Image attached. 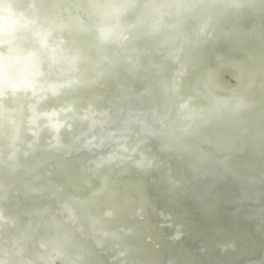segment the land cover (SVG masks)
Wrapping results in <instances>:
<instances>
[{
    "label": "bare ground",
    "instance_id": "obj_1",
    "mask_svg": "<svg viewBox=\"0 0 264 264\" xmlns=\"http://www.w3.org/2000/svg\"><path fill=\"white\" fill-rule=\"evenodd\" d=\"M29 1L0 0V94H8L2 101L4 113L0 120L7 123L24 120L23 109L28 97L25 95L27 100L20 98L16 91L33 83L27 62L37 54L43 60L44 74L36 79V87L54 88L77 76L84 82L76 90L47 99L39 106L43 111H51L71 104L74 114L69 115L73 114L68 123L70 127L61 133L60 144L52 145L47 132H40L36 142L25 133L23 143L10 149V155L5 157V142L0 138V142H4L0 149L3 156L0 161V212L13 220L11 227L0 230V259L11 256L6 264H27L29 259L40 255L37 243L42 241L51 243L50 249L46 248V257L52 256L61 247L59 244H63L64 263L74 262V256L81 255L79 264H122L109 249L100 253L92 251L87 240V220L110 210L113 218L101 221L102 226L111 229L122 225L134 229L133 235L127 238L132 248L131 264H262L260 260L255 263L243 260V256L252 255V250L239 235L238 227L243 237L256 241V249L263 247L264 184L252 183L247 178V174H264L258 162L259 156L264 157L263 83L250 92L256 98L252 107L238 116L237 123L245 135L238 134L226 121L199 130L194 137L204 144L192 146L190 152L185 153L181 161L183 167H179L175 159L170 158L167 163L168 153L159 148L157 139L137 145L153 165L147 171L137 172L135 160H128L124 153L129 151L134 139L141 138L140 131L134 127L130 131L135 133L134 137L116 139L119 133L128 130L122 123V115L127 114L138 119L152 114L163 123L167 120L166 134L171 137L176 134L170 126L173 116L167 110L177 99H186L188 93L179 92L178 98L169 92L168 99L163 92L173 69L169 48L185 42L179 37L191 40L182 51L183 62L190 65L186 76L189 93L199 94L200 82L205 77L225 90H245L246 78H263L264 9L253 16H220L216 20L212 19L215 11L211 9L189 18L172 14L164 22L174 27L164 29L166 40L162 42H158L155 34H143L145 27L131 32L118 58L129 57L124 58L126 64H121L115 55V42L109 40L105 45L95 46L94 31L81 30L83 24L89 27L101 23L99 16H92L93 12H90L91 18L85 12L79 15V9L88 11L84 0H33L34 7ZM93 2L94 6L114 3L113 0ZM150 4L149 0H138L137 6L124 15V20L104 23L106 32L125 30L130 22L146 18L145 10ZM78 5L82 8H76ZM115 5L119 7L120 3ZM29 8L34 13L32 10L29 13ZM190 8L194 11L196 6L190 5ZM170 9L167 5L162 11ZM62 12L75 20L71 29L63 30L61 25L49 27L48 24L59 25L56 19ZM41 16L45 20L44 27L31 24ZM199 25L206 27V31L211 29L212 34L215 31V39H227L226 44L213 38L200 41ZM68 37L71 40H66L62 49L56 46L58 38ZM241 37L257 42L245 43L253 54L249 60L242 55V48L233 42L242 44ZM17 42H20L18 47L15 46ZM163 52L166 53L164 57ZM68 54H79L82 60L77 63V71L60 73V62L64 63L61 58ZM53 58L58 60L57 66H49ZM250 66L255 70L249 71ZM8 91L16 93L14 103L8 99ZM191 99L194 107L202 104L196 97ZM93 111V117L96 116L100 124L83 135L86 121L78 123L75 116ZM218 130L223 131L221 139L217 137ZM90 135L93 145L87 150L83 143ZM209 136L211 145L207 143ZM100 142L101 147L96 148ZM120 147L124 148L120 150ZM176 147L179 148V143ZM220 148L225 152L215 161L216 149ZM106 155L112 158L102 159L104 164L98 165V157ZM194 160L209 171L197 176L193 170L199 168L195 169ZM223 161L227 171L230 170L219 176L216 169H220ZM18 164L17 171L9 172ZM14 186L21 188V193L14 194ZM28 189H35L36 193ZM138 208L143 211L141 220L128 219V214ZM174 229L179 236L173 240ZM18 236L24 237L22 245L10 247L6 244ZM146 236L152 240L145 243ZM125 240L126 237L122 240L124 245ZM222 242L228 245V252H222L219 244ZM15 250L22 252L12 257Z\"/></svg>",
    "mask_w": 264,
    "mask_h": 264
},
{
    "label": "water",
    "instance_id": "obj_2",
    "mask_svg": "<svg viewBox=\"0 0 264 264\" xmlns=\"http://www.w3.org/2000/svg\"><path fill=\"white\" fill-rule=\"evenodd\" d=\"M33 0H30L29 3H32L31 5L34 7L36 4L32 2ZM109 6L104 5H97L94 6L93 0H84L85 3H87L88 11H82V9H79L78 11L79 15L85 14L90 16V12H93L92 16L95 15L100 17L101 23L97 26L91 25L87 27V25H82V31L83 30H93L94 31V45H105L109 40H112L115 42L113 45L115 48V55L118 56L122 53L121 50L123 49V46H125L126 42L130 40L132 33L134 30L145 27L146 31L143 33L146 36L155 34V38L158 40V42H162L166 40L164 29L166 28H172L174 27L173 24H166L164 21L172 15L177 14L178 17H190L191 15L195 14H201L206 9L215 11V15L212 16V19L216 20L218 17L226 16L231 17L234 15H250L253 16L257 14L260 10L264 9V0H149L150 6L148 7L147 11L145 10L146 18H142L140 20H134L127 25L125 30L116 31L115 33L106 32L104 23H107V21H113V22H121V19H123L124 15L137 6L138 0H121V2H118L120 0H113ZM115 3H120V6L118 7L115 5ZM157 3V4H156ZM170 5L171 9L169 11H162L164 10L165 6ZM190 5H195L196 9L193 11L190 8ZM56 7V6H55ZM74 11L73 6L71 7ZM76 8H82L79 5ZM86 8V9H87ZM34 13L33 9H28L29 13ZM24 13H27V10H24ZM36 17V15H34ZM36 22H32L31 24H34L35 27H44L45 20L41 17H37ZM57 22H59V25H49V27H58L62 26L63 30L71 29V26L74 25L75 20L68 16L66 13H60L57 16ZM124 20V19H123ZM205 26H209L208 24H205ZM198 28L197 35L200 38V41H205L209 38L215 39V31L212 34L211 29L206 31V27L200 28V25ZM256 30V29H255ZM250 31V30H249ZM207 34H206V33ZM252 32V31H250ZM257 32V31H256ZM254 37V35L252 34ZM177 38V37H176ZM70 41L71 38H58V42L56 43V46H58L60 49H62L63 46H65V42ZM180 41H185L183 43H177V45L173 46L172 48H169L170 56V63L173 64V69L171 71V78L170 81L165 84L166 90L163 92L167 98L169 99L170 93L174 94V96L180 97L179 92L188 93L187 98L184 99L181 98L180 100H176L175 102L171 103L168 107V114L170 113L173 119V123L170 124L172 126L173 132L176 133L172 137L167 135V126L168 123H166L167 120H164V123L160 120H158L156 117H154L152 114L146 115L142 118H133L130 115H122V123L125 125V127L128 129L125 131L124 134H118L117 136L118 141L122 140L123 138H129L130 136H135V133H130L132 129H137V131H140L139 137L134 139L135 142L129 147V151H126L124 153V157L128 160L134 159L136 170L137 172H144L153 167L152 162L150 159L142 155L140 153L137 145H139V142L146 143L150 142V140H159L160 141V149L168 155L166 158L167 163L171 160H176L179 165V167H183L181 161H183V156L186 155L185 153L190 152L191 147L195 146L197 144L198 147L204 144L203 140L198 139L195 136V133H197L199 130H204L206 128H209V125L216 124V123H223L226 121L228 125H231L238 134H243L244 131L241 129L237 123L239 121V115L245 114L254 104V101L256 98H253L251 93L253 90L258 86L259 83H263L264 85V72H263V78L257 79L256 77L246 78V84L244 85L245 90H225L220 87H218L216 84H213L208 77H205L203 81L200 82L199 85V94H193L187 92L186 88V76L187 70H190V65L188 63H184L182 51L184 45L189 43L191 40H188L186 36L179 37ZM188 40V41H187ZM210 40V39H209ZM218 41L225 43L226 40H222L220 38ZM236 43L235 45L239 46L240 49L242 48V55L246 57L248 60L253 55L251 49H247L245 46V43H252L257 44L256 41L252 39H248L245 41V38L241 37V43L238 41H233ZM20 42H17L15 44L16 47ZM162 49V48H161ZM222 52V51H221ZM37 54V53H36ZM162 56H166V53L163 52ZM38 57V58H37ZM37 57H32L27 62V66L32 71V74L29 75L31 79H34L33 83L21 87L16 91V93H19L21 96L20 98H23L25 100L28 99L27 105L25 106L26 116L24 117V120L19 123V121L16 119L15 121L12 120V122H4L0 120V138H2L5 142V148L6 153L5 157L8 155L9 150L15 147H18V145L23 143L22 138L25 136V133H27V136L30 140L37 141V137L40 134V132H47L49 135V142L52 145H58L61 143L60 141V135L63 131L69 130L68 123L72 120L73 108L70 105H67L65 107H62L61 109H55L51 111H43L40 109V105L47 99H55L62 95V93L70 92L71 90L74 91L78 86L83 84V80H79V76L74 77L70 80H67L63 82L61 85L50 87L44 86V88L36 87V79L38 80V77L44 74V69L42 66V58L39 57L37 54ZM129 56H122L118 59L121 60V64H126L124 62V58H128ZM64 63L60 62L59 72H72L77 71L78 65L77 63H80L82 60V57L79 54H68L65 57L61 58ZM251 62V61H250ZM58 60L56 58L50 59L49 66H57ZM104 63H102L103 66ZM176 64V65H175ZM178 64V65H177ZM175 65V66H174ZM189 65V66H188ZM252 65V63L250 64ZM188 67V68H187ZM102 70V69H101ZM255 67L250 66L249 71H254ZM103 71V70H102ZM100 74V73H99ZM28 76V77H29ZM25 79V78H24ZM96 79V78H93ZM17 87H20L19 85ZM171 88H174L176 91L170 90ZM198 90V89H197ZM195 90V91H197ZM170 92V93H169ZM251 92V93H250ZM10 96L8 97L9 100H12L14 103L15 99H17V95L15 92H9ZM7 93H1L0 94V116L4 113L2 106L4 102V96H7ZM25 95L28 97L25 98ZM198 96H202L200 100L197 99ZM196 97L198 101H200L202 104L198 105L197 107H194L191 102V98ZM166 98V97H165ZM3 101V102H2ZM31 101V102H30ZM10 112V111H9ZM70 113H73L70 115ZM93 112H86L81 114H76V120L78 123H83L86 121L87 126L83 129L84 133L83 135H87L91 132L92 129H96L100 124L97 117H93ZM52 120L49 122V120ZM155 120V121H153ZM68 121V122H67ZM166 124V125H165ZM141 129V130H140ZM32 130V131H31ZM171 135L170 130L168 131ZM172 132V133H173ZM216 133H218V138H223V131L218 130ZM132 134V135H129ZM217 135V134H216ZM245 135V134H243ZM129 136V137H128ZM77 138V137H76ZM172 138V139H171ZM91 135L86 138L85 142L83 143V146L85 149L90 150V147H92V141H90ZM141 140V141H139ZM0 142V149L3 147V143ZM28 141H26L27 143ZM211 139L210 136L207 140L208 145L210 144ZM120 143V142H119ZM179 143V148H177V144ZM97 147H101V142L96 145ZM124 147H120V150ZM126 150V149H125ZM216 152L218 155L214 157L215 161L218 160V157H222V153L224 154L225 151H223V148L216 149ZM10 155V153H9ZM203 156L206 157V153L203 154ZM3 157L1 155L0 150V161ZM99 158V159H98ZM97 164L101 165L104 164L102 162H105V159L112 158L108 157L107 155L105 157L100 156L98 157ZM104 159V160H102ZM196 160H199L198 158ZM194 160V167L197 170H193L197 172V176H200L202 173L209 171L208 168H204L202 165L200 166V163H195ZM258 162L261 164L260 166L264 170V157L259 156ZM94 165V164H93ZM92 165V166H93ZM220 169H216V172L219 173V176L226 175L229 170L227 171V166L225 164V161L221 162L219 164ZM20 164H18L14 170H10L9 172H15L19 169ZM88 167V165H86ZM94 170V169H93ZM214 175H218L215 172L212 171ZM253 174V173H251ZM259 175V174H258ZM249 175L247 174V178L252 183H263L264 184V174L263 175ZM60 190V188H57ZM13 193H21L22 189L18 186L13 187ZM30 193L35 192L34 189H28ZM1 210V209H0ZM142 210L136 209L132 213H129L127 218L128 219H134L137 221L141 220ZM234 216V215H233ZM113 218L112 211L105 210L103 211L99 216H93L91 219L87 220V240L91 243V250L95 253H100L101 250L109 249L110 252L114 257L119 259L122 264H131V254H132V248L127 243V238L133 235L134 229L129 226H118L116 228H107L101 225V221H107L109 219ZM264 219V216H263ZM13 220L11 218H7L3 212H0V230L6 226V229L8 227H11V222ZM166 227H168L166 225ZM169 228V227H168ZM177 228V227H176ZM239 235L246 240L249 243V248L252 250V255L249 256H243L244 261H250L252 263H255L260 260V263L264 264V245L263 247H259L256 249L258 244H255L256 241L250 240L246 237H243V234L241 233V229L238 227ZM77 232V231H76ZM176 230H173L174 239H177L179 234L175 233ZM1 235V232H0ZM126 237L125 245L122 243V240ZM152 240V238L150 239ZM149 238L146 236L144 239V242L147 243L150 241ZM172 241V240H171ZM6 242V241H5ZM24 242V237L18 236L17 238L11 239L6 242V244L10 247L17 246V244L22 245ZM38 250L40 251V255H35V258L29 259L27 264H56V261H59V264H79L81 261L82 256L78 255L74 256V262H63L64 258V251L61 247H63V244H59L61 247H58L59 249L57 251H54L52 256L46 257V248L50 249L51 243L46 242L44 244L42 241L37 243ZM221 244V250L223 253L229 251L228 245L224 242L219 243ZM257 245V246H255ZM256 250V251H255ZM22 252V251H21ZM20 250H15L12 253V257L19 254H21ZM64 254V255H63ZM136 253L134 254V258ZM242 257V256H239ZM8 258H11L8 257ZM7 257H3L0 259V264H6V261L8 259ZM44 258V259H43ZM43 260L45 263H43ZM144 263V262H143ZM165 263V262H164ZM165 264H172L171 262L165 263Z\"/></svg>",
    "mask_w": 264,
    "mask_h": 264
}]
</instances>
